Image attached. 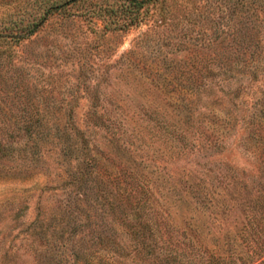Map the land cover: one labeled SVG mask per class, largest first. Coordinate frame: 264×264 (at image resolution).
<instances>
[{
  "label": "rangeland",
  "instance_id": "1",
  "mask_svg": "<svg viewBox=\"0 0 264 264\" xmlns=\"http://www.w3.org/2000/svg\"><path fill=\"white\" fill-rule=\"evenodd\" d=\"M64 1L0 0V140L8 149L0 158V264H207L212 258L230 264L245 256V240L235 234L225 241L215 222L217 217L233 222L236 209L233 214L219 208L218 201L177 196L188 181L201 182V175L206 179L195 191L215 188L214 176L225 168L207 145L218 146L219 127H227L224 136L237 129L219 105V113L188 116L187 45L200 40L196 28L208 26L209 17L224 25L230 8L248 12L250 0H157L147 5L139 23L102 37L93 28L101 21L91 18V24L86 11L103 0L66 4L69 17L61 14ZM154 9L164 13L166 23H157ZM131 46L137 50L131 58L146 65L138 68L117 59L111 67L112 58ZM227 91L232 97L233 88ZM68 106L74 123L86 129L90 150L104 157L99 163L102 186L118 201L111 209L106 199L95 198L87 174L83 210L78 209L91 215V225L98 223L102 233H110L107 240L87 230L68 234L71 215L61 204L73 197L64 177L67 159L77 151L51 146L39 158H23L17 136L8 135L22 115L38 117L36 122L46 116L60 125ZM242 136H226V146L235 141L244 151ZM233 153L241 166L238 176L248 180L252 169L246 154ZM129 177L143 185V193H135L136 203L126 194ZM121 211L125 220H112L113 212L118 216ZM252 264H264V254Z\"/></svg>",
  "mask_w": 264,
  "mask_h": 264
},
{
  "label": "trees",
  "instance_id": "2",
  "mask_svg": "<svg viewBox=\"0 0 264 264\" xmlns=\"http://www.w3.org/2000/svg\"><path fill=\"white\" fill-rule=\"evenodd\" d=\"M76 1L80 0H67L61 3L63 8L61 14L64 17L70 16V13H66L64 8L66 4H72ZM156 1L103 0L95 2L93 6L88 8L86 15L89 16V21L92 20L91 18L101 21V26L93 27L98 36L102 37L105 34L113 36L139 23L148 10L147 5L151 3L155 6ZM250 2L252 4L248 12L230 8L231 11L226 13L228 17L223 23L226 24L225 26L220 25V27L218 25L221 19L215 20L213 17H209L211 23H208V26L196 28L195 32L199 33L200 40L198 42L191 41L187 45L188 65L186 72L190 84L187 92L189 98L187 103L188 116L190 119H196L199 118L200 113H219L220 106L225 109L224 119L230 123V126L232 124L237 126V129L233 127L235 131L224 136L223 133L227 127H219L221 128V130L219 129L220 132H222L216 134L217 139L214 141L220 143L218 146L207 145L210 153L215 154V160L225 168L218 170L214 176L215 188L212 190L205 189L203 193L195 191V187L204 183L205 180L203 179H206L202 175L201 178L197 176L201 182L193 185L188 181L187 190L179 192L177 199L183 200L193 197V200L197 201V198L201 197L212 202L218 201L219 208L232 211L233 214L234 209H236L233 222L227 223L225 222L226 219L221 221L218 217L215 219L219 225L218 232L228 238L225 241L237 238L235 234L245 240L243 242L245 256H237L236 260L231 261L230 264H252L264 254V47L261 35L264 32V0H250ZM217 8L219 9V7ZM154 11L153 15L155 14L157 23H166L164 13L155 9ZM227 18L231 21L228 22ZM30 33L32 31H28V34ZM136 51L134 46L122 51L117 57L112 58L111 67L116 65L117 59H122L126 65L138 66V61L130 56L131 53L135 55ZM144 65L146 64H142L138 68ZM175 69L179 71L178 73L182 72L181 68L175 67ZM165 76L163 75V78ZM153 77L152 73L149 82H153ZM151 86L157 88L154 83ZM230 87L233 88L232 97L227 91ZM91 111L94 114L98 112L96 109ZM117 111L122 114L121 119L127 118L121 108ZM151 111L160 114L157 110ZM42 113L44 116V111H41ZM22 116V119L9 129L8 135L17 136L16 144L21 147L20 150L22 151L18 154L24 155L23 158H32L33 156L39 158V153L51 146L60 152L71 151L72 149L77 151L76 154L67 159L69 166L64 177L65 184L70 185L72 189L73 197H69L61 204V210L65 211L67 216L68 214L71 215L68 234L71 233L72 236L78 231L87 230L91 235L97 237V240L101 241L103 238L107 240L110 233H102L103 229L99 227L98 223L95 227L93 224L91 225L89 213L79 212V209L83 210L81 201L84 200L87 193L82 184L86 181L87 174H90V187L94 188L95 198L106 199L105 202L110 205L111 209L118 206V201L117 199L113 200L102 186L104 179L101 176L102 171L99 169V163L104 157H101L96 151L90 150V140L85 134L86 129L73 121V108L68 106L62 109L63 119L60 125L55 121L49 122L46 116L41 122H36L35 119L38 117L32 118V115ZM99 116L101 117V114ZM178 128L175 125V133H179ZM113 131L108 134L113 136L115 134ZM231 134L232 136H242L243 134L244 151L233 145L235 141H230L232 143L226 146L229 141L225 138ZM246 143H248V147H245ZM93 145L97 150V143H93ZM5 147L7 146L0 140V158L7 154L8 149ZM202 148L197 149V152H201ZM233 152L246 154V159H248L252 169V172L247 174L248 180L242 178L240 174L238 176L240 171L238 168L241 166ZM129 175L131 176V172ZM125 177L127 178V176ZM128 179H132V181L129 183L126 194L131 197L132 203H136L138 200L134 199L135 193H143V185H140L138 178L129 177ZM118 199L120 200L119 203L122 204L124 196L119 193ZM112 220L121 223L125 220V214L121 211L117 216L113 212ZM72 249L73 247L69 250L73 252ZM207 264H218V262L213 261L212 258L211 260L208 259Z\"/></svg>",
  "mask_w": 264,
  "mask_h": 264
}]
</instances>
